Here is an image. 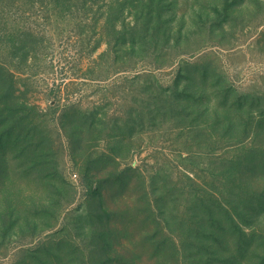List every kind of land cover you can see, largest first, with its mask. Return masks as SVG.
<instances>
[{
	"label": "rangeland",
	"instance_id": "obj_1",
	"mask_svg": "<svg viewBox=\"0 0 264 264\" xmlns=\"http://www.w3.org/2000/svg\"><path fill=\"white\" fill-rule=\"evenodd\" d=\"M0 264H264V0H0Z\"/></svg>",
	"mask_w": 264,
	"mask_h": 264
}]
</instances>
